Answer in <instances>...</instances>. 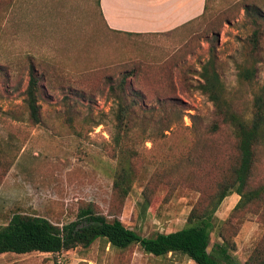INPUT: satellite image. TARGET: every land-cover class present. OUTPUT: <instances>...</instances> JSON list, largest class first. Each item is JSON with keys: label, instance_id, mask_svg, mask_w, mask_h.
Segmentation results:
<instances>
[{"label": "rangeland", "instance_id": "obj_1", "mask_svg": "<svg viewBox=\"0 0 264 264\" xmlns=\"http://www.w3.org/2000/svg\"><path fill=\"white\" fill-rule=\"evenodd\" d=\"M205 68L218 73L224 112L251 119L264 87V0H208L199 18L148 34L108 30L97 0H0V225L15 213L64 224L92 205L154 236L185 227L230 185L210 250L225 241L238 261L264 264V191L235 209L239 140L200 87ZM123 167L127 194L114 183ZM263 186L264 139L245 191ZM0 264L196 263L98 238L57 253H0Z\"/></svg>", "mask_w": 264, "mask_h": 264}, {"label": "trees", "instance_id": "obj_2", "mask_svg": "<svg viewBox=\"0 0 264 264\" xmlns=\"http://www.w3.org/2000/svg\"><path fill=\"white\" fill-rule=\"evenodd\" d=\"M97 0V4H99ZM207 7V5H206ZM246 70L242 75L251 76ZM204 82L201 89L214 101L217 111L225 115L239 140L240 164L235 170V184L241 199L235 209L245 202L260 195L264 186L245 191L251 175L256 144L264 139V87L255 99V113L251 119H244L234 112H224L219 100L217 72L212 74L204 69ZM38 79L32 73L27 88L28 103L36 122L40 121V104L37 98ZM123 113V112H122ZM129 172L125 167L116 176L115 187L124 192L129 191ZM231 186L225 185L212 200V206L200 211L193 208L188 216V224L171 232H159L154 236H143L137 230L126 226L120 219L109 220L104 214L95 211L92 205L79 209L76 219L58 224L40 215L15 213L5 225H0V253L18 254L33 251L57 253L78 245L90 246L98 238L106 239L117 248H127L138 244L147 253L164 256L170 252L182 253L194 260L196 264H254L250 259L238 261L230 251L229 245L219 242L210 250L211 233L215 228V213L223 199L231 193Z\"/></svg>", "mask_w": 264, "mask_h": 264}, {"label": "crops", "instance_id": "obj_3", "mask_svg": "<svg viewBox=\"0 0 264 264\" xmlns=\"http://www.w3.org/2000/svg\"><path fill=\"white\" fill-rule=\"evenodd\" d=\"M106 28L126 34L166 33L202 16L208 0H99Z\"/></svg>", "mask_w": 264, "mask_h": 264}]
</instances>
